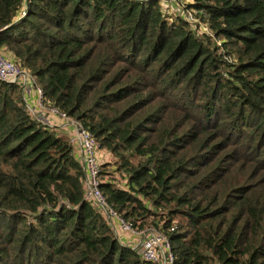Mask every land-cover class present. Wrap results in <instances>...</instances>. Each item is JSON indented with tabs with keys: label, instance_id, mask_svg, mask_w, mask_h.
I'll list each match as a JSON object with an SVG mask.
<instances>
[{
	"label": "trees",
	"instance_id": "1",
	"mask_svg": "<svg viewBox=\"0 0 264 264\" xmlns=\"http://www.w3.org/2000/svg\"><path fill=\"white\" fill-rule=\"evenodd\" d=\"M27 2L0 0V51L107 152L115 211L164 232L171 264H264V0ZM83 178L64 132L0 80V264H157Z\"/></svg>",
	"mask_w": 264,
	"mask_h": 264
},
{
	"label": "built area",
	"instance_id": "2",
	"mask_svg": "<svg viewBox=\"0 0 264 264\" xmlns=\"http://www.w3.org/2000/svg\"><path fill=\"white\" fill-rule=\"evenodd\" d=\"M171 3L173 0H161ZM19 10V16L25 14L27 0ZM187 20H195L191 13L185 14ZM0 80L6 83H18L21 88L24 109L34 119L46 126L58 127L64 132L67 142L71 144L76 159L84 170L83 198L92 203L106 219L112 233L121 245L137 250L141 258L157 264H171L172 252L167 235L152 226L141 228L132 226L122 215H119L100 191L101 165L107 161L105 152L99 150L92 135L70 115H66L55 106L44 102V94L35 84L31 73L21 68L13 59L0 51ZM34 92V100L27 98L29 91ZM104 158V161H103ZM109 158V156L107 157ZM125 237L126 242H125ZM124 240V241H123Z\"/></svg>",
	"mask_w": 264,
	"mask_h": 264
},
{
	"label": "rangeland",
	"instance_id": "3",
	"mask_svg": "<svg viewBox=\"0 0 264 264\" xmlns=\"http://www.w3.org/2000/svg\"><path fill=\"white\" fill-rule=\"evenodd\" d=\"M168 4V3H167ZM175 3L172 1L171 3H169L168 5H167V8H168V6L170 7L169 9H168V13H170L171 12V14H181V12L175 7V5H174ZM108 157V154H107V156H105V158L107 159V161H108V159L109 158H107ZM103 161H104V158H103Z\"/></svg>",
	"mask_w": 264,
	"mask_h": 264
},
{
	"label": "crops",
	"instance_id": "4",
	"mask_svg": "<svg viewBox=\"0 0 264 264\" xmlns=\"http://www.w3.org/2000/svg\"><path fill=\"white\" fill-rule=\"evenodd\" d=\"M28 91H29V90H28ZM27 98H28V100L30 101V103H31V100H34V92H33L32 90L28 92V94H27ZM104 152H105V155H106L107 152H106V151H104ZM126 239H127V238L125 237V239H124L125 242H126ZM124 240H123V241H124Z\"/></svg>",
	"mask_w": 264,
	"mask_h": 264
}]
</instances>
